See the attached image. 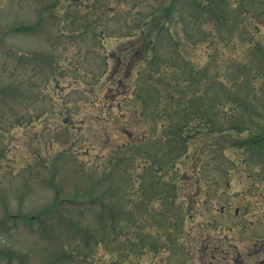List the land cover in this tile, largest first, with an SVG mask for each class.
I'll use <instances>...</instances> for the list:
<instances>
[{
  "label": "rangeland",
  "instance_id": "374dc122",
  "mask_svg": "<svg viewBox=\"0 0 264 264\" xmlns=\"http://www.w3.org/2000/svg\"><path fill=\"white\" fill-rule=\"evenodd\" d=\"M0 40V264H264V0H0Z\"/></svg>",
  "mask_w": 264,
  "mask_h": 264
},
{
  "label": "trees",
  "instance_id": "16d2710c",
  "mask_svg": "<svg viewBox=\"0 0 264 264\" xmlns=\"http://www.w3.org/2000/svg\"><path fill=\"white\" fill-rule=\"evenodd\" d=\"M219 11V10H218ZM220 13V12H219ZM221 18V17H220ZM167 19H164V20H162V21H166ZM222 21V20H221ZM223 23V22H222ZM17 28H20V29H25V30H29V28H31L30 26H20V27H17ZM209 83L207 82V80L205 81L204 80V85H208ZM218 105V103H216V106ZM223 107V106H222ZM215 115H217V114H215ZM189 118H191V117H189ZM204 118H206L205 116H204ZM206 119H210L209 117L208 118H206ZM209 122V121H208ZM210 123V122H209ZM200 127H201V125H197V128L198 129H200ZM182 127H179V126H177L176 127V129L174 130V131H172L171 132V134H174V135H177V136H179L181 139H183V136H184V133H181L182 131ZM180 131V132H179ZM180 143H182V144H186V142H184V141H181ZM249 143V142H248ZM249 144H251V140H250V143ZM252 145V144H251ZM159 175H155V182L158 180V182H156L157 184H160L161 183V180H159V179H157L156 177H158ZM152 183H154V182H152ZM62 203H64V205L66 204V205H70V207H75V206H78V207H81L82 205H84V204H88V205H90V204H92V203H88V202H77L76 201V204L74 205V202L72 201V200H68V199H66V200H64ZM90 206H92V205H90ZM113 212H115V211H113ZM54 213H56V212H54V211H48L47 210V208L44 210V211H41L38 215H35V216H29L28 215V217H27V219H28V221H31V222H33L34 220H35V217H38L39 215L40 216H44V215H49L50 217H49V220H50V218L52 217V215L54 214ZM58 214V216H59V219H60V217L62 216L63 217V215L61 214V213H57ZM66 217V216H65ZM64 217V220L63 221H65L66 223L68 222V219L67 218H65ZM37 219H39V222H41L42 223V225L44 226V227H46L47 226V222H45L44 220H41L40 218H37ZM61 220V219H60ZM68 224V223H67ZM70 226H72L73 227V229L75 230V231H77V232H79V234L81 233V234H83V233H85V238H84V243H87L88 241H89V237H90V233H89V231H87L86 229H84L85 231H82V230H80V228L78 227V224L75 222V221H72L70 224H69ZM103 244V243H102ZM22 260V259H21Z\"/></svg>",
  "mask_w": 264,
  "mask_h": 264
},
{
  "label": "flooded vegetation",
  "instance_id": "af4514ba",
  "mask_svg": "<svg viewBox=\"0 0 264 264\" xmlns=\"http://www.w3.org/2000/svg\"><path fill=\"white\" fill-rule=\"evenodd\" d=\"M237 214H239V212H237ZM256 246H257V243L255 242V247H254V249H253V251H246V253L245 252H243V251H241V250H238L236 253H237V255H236V263H238V264H245V261L246 260H249V259H251L252 257H254V256H248V258L246 259V255L247 254H251V255H255V253H259V251H260V249L259 250H256L255 248H256ZM249 257H251V258H249ZM260 262H262V259L260 260Z\"/></svg>",
  "mask_w": 264,
  "mask_h": 264
}]
</instances>
